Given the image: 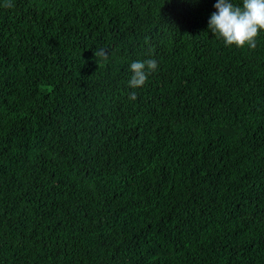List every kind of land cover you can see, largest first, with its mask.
<instances>
[{
    "label": "trees",
    "instance_id": "16d2710c",
    "mask_svg": "<svg viewBox=\"0 0 264 264\" xmlns=\"http://www.w3.org/2000/svg\"><path fill=\"white\" fill-rule=\"evenodd\" d=\"M215 3L0 0V264H264V30Z\"/></svg>",
    "mask_w": 264,
    "mask_h": 264
},
{
    "label": "clouds",
    "instance_id": "9594fccd",
    "mask_svg": "<svg viewBox=\"0 0 264 264\" xmlns=\"http://www.w3.org/2000/svg\"><path fill=\"white\" fill-rule=\"evenodd\" d=\"M4 6L12 7L10 3ZM214 8L216 11L211 13L207 24L212 35L222 39L225 46L256 48L255 37L259 31L264 30V0H242L239 5L233 0H216ZM94 56L107 60L109 53L107 49L101 48L94 52ZM157 67L155 59L133 61L129 66L132 75L128 87L131 89L142 87ZM129 99H136L134 91Z\"/></svg>",
    "mask_w": 264,
    "mask_h": 264
}]
</instances>
